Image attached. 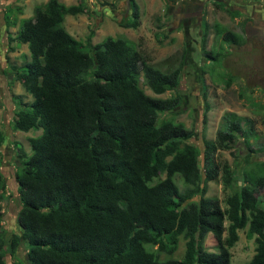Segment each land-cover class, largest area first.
Listing matches in <instances>:
<instances>
[{
  "label": "trees",
  "instance_id": "obj_1",
  "mask_svg": "<svg viewBox=\"0 0 264 264\" xmlns=\"http://www.w3.org/2000/svg\"><path fill=\"white\" fill-rule=\"evenodd\" d=\"M130 4L133 19L127 26L138 28L139 4ZM5 10L8 26L15 25L14 10ZM88 11L85 1L48 0L22 20L16 36L9 34L10 41L28 44L31 59L12 64L13 73L6 74L34 97L28 103L14 96V128L41 133L29 137L32 153L22 142L15 144L22 161L16 173L22 233L9 239L0 152V264H7V255L19 252L23 242L29 244L23 247L27 259L16 258L14 264H232L231 248L243 229L256 243L245 264H264V202L259 196L264 160L248 162L238 185L231 165L215 158L217 151L237 149L238 143L251 147V132L228 112L217 137L205 140L202 151L192 139L195 128L167 117L183 104L181 93L151 96L140 85L143 79L155 94L178 90L184 60L164 70L122 36L85 45L64 22L67 15ZM216 28L227 43L243 41L230 29ZM208 53L212 60L222 56ZM209 109L206 102L204 122ZM4 140L0 130V144ZM220 178L224 189L233 187L223 201L206 195L209 183ZM210 233L217 251L205 246ZM181 236L184 257L162 259V252L175 253Z\"/></svg>",
  "mask_w": 264,
  "mask_h": 264
},
{
  "label": "rangeland",
  "instance_id": "obj_2",
  "mask_svg": "<svg viewBox=\"0 0 264 264\" xmlns=\"http://www.w3.org/2000/svg\"><path fill=\"white\" fill-rule=\"evenodd\" d=\"M47 1L0 0V130L5 133V140L0 144V152L1 167L6 176V196L2 205L8 239L13 233H22L17 221L21 203L16 180V173L22 166V161L15 144L17 141L22 142L26 151L32 153L29 137L41 133V130L24 132L14 128L16 107L14 96L20 95L23 101L28 103L32 102L34 97L27 92L21 81H11V77L6 74L8 70H10L8 74L13 73L12 64L21 65L31 59L28 44L10 41L9 34L16 36L22 20L34 15L36 5ZM61 1L67 5L87 2L88 12L67 15L64 22L68 31L85 45L97 44L108 36H122L134 40L150 62L164 70L175 68L184 60L178 90L155 94L143 79L140 85L151 96L169 97L177 92L181 93L183 104L166 116L195 128L197 133L192 139L202 151L205 150V140L217 137L223 125L224 115L228 112L237 114L243 126L251 132L250 144L256 150L253 151L246 144L238 143L237 149L217 151L215 158L221 165L225 162L231 165L234 177L238 179V185L242 183L243 169L248 162L264 160V46L256 41H253V44L227 43L216 28V24H219L222 28L241 32L244 27L242 15L241 21L238 22L239 16L233 18L231 12L222 3L218 8L211 0H136L140 8V25L138 28H132L127 26L129 20L133 19L130 0ZM236 3L237 0L225 2L232 10H237ZM247 3L246 8L250 16L260 17L261 9H254L259 4L257 0H247ZM8 6L14 10L11 19L16 20V24L10 27L5 18V9ZM17 7L21 10H17ZM12 47L16 49L11 50ZM209 50L215 53L221 52L222 56L218 60H212L207 56ZM224 75L227 77L224 78ZM206 102L209 103L210 109L207 113V121L204 122ZM175 180L183 189L184 182L179 174L175 176ZM232 191L233 187L224 189L220 178L209 183L206 195L218 197L223 201ZM259 196L264 202V188L259 191ZM195 199L199 200L200 196ZM228 223L227 221L226 224ZM239 235L238 242L231 248L232 264H245L252 259L256 251L255 240L247 237L246 229L240 230ZM217 245L214 234L210 233L206 238L205 246L211 251H217ZM24 246L29 248V244L23 242L19 252L14 256L9 255L8 252L7 264H14L16 258L26 261ZM152 248L157 249L158 245ZM185 250L186 240L181 236L176 252L172 255L162 252L161 258L182 259Z\"/></svg>",
  "mask_w": 264,
  "mask_h": 264
},
{
  "label": "flooded vegetation",
  "instance_id": "obj_3",
  "mask_svg": "<svg viewBox=\"0 0 264 264\" xmlns=\"http://www.w3.org/2000/svg\"><path fill=\"white\" fill-rule=\"evenodd\" d=\"M211 1H213L215 5L218 6V8H219V4L222 3V5H224L227 8V10L231 12L233 18L236 19L238 18L237 16H239L238 22L241 21L240 18L242 16L244 17V20H243L244 27L241 29V32L240 31L238 32L232 29L234 33H238L242 37L243 39V41L241 42L242 44L244 42L245 43L249 42L253 44L252 42L256 41L264 46V0H257L259 4L254 8L255 10L261 9V12L259 13L260 17H257L256 15L250 16L249 10L246 8L248 7L247 0H244V3H242L243 0H240V2H238L239 0H237V3H236L238 4L237 10H232V8L228 7L225 4L226 0H222L221 2H218L217 0H211ZM234 11H239V13L234 15L232 13ZM254 12L256 13V11H253V13ZM250 25H251V28L249 29ZM231 44H234V43H231Z\"/></svg>",
  "mask_w": 264,
  "mask_h": 264
},
{
  "label": "clouds",
  "instance_id": "obj_4",
  "mask_svg": "<svg viewBox=\"0 0 264 264\" xmlns=\"http://www.w3.org/2000/svg\"><path fill=\"white\" fill-rule=\"evenodd\" d=\"M176 252V251H175Z\"/></svg>",
  "mask_w": 264,
  "mask_h": 264
}]
</instances>
